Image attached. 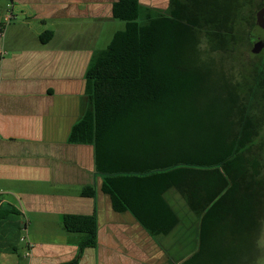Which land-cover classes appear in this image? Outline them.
<instances>
[{
	"label": "trees",
	"instance_id": "1",
	"mask_svg": "<svg viewBox=\"0 0 264 264\" xmlns=\"http://www.w3.org/2000/svg\"><path fill=\"white\" fill-rule=\"evenodd\" d=\"M254 1L168 0L167 8L158 10L139 0H112L109 15L124 26L94 54L85 73L83 108L67 141L93 146L94 170L103 176L101 191L113 210L129 211L152 236L167 235L179 223L164 194L174 189L185 199L198 219L199 246L182 264H252L260 253L264 73L255 71L252 84L235 81L214 56L224 58L235 49L240 21L251 45L253 13L264 8V0L249 15L242 12ZM5 27L0 9V33ZM52 35L45 31L39 40L46 43ZM178 74L185 75L186 84L183 90L180 85L172 111L216 117L194 123L181 138L184 152L170 154L167 164L138 168L137 156L119 145L117 136L131 115L161 113L166 106L149 108L139 100L145 88L138 95L136 85ZM130 160L132 167L122 166ZM94 195L91 187L81 192L82 197ZM62 224L67 232L83 235L81 247L94 245V214L65 215Z\"/></svg>",
	"mask_w": 264,
	"mask_h": 264
},
{
	"label": "crops",
	"instance_id": "2",
	"mask_svg": "<svg viewBox=\"0 0 264 264\" xmlns=\"http://www.w3.org/2000/svg\"><path fill=\"white\" fill-rule=\"evenodd\" d=\"M16 3L20 19L0 34V257L8 260L16 248L5 242L10 223L26 229L29 264H182L199 246L198 219L185 199L174 189L164 194L179 223L167 235L152 236L129 211L113 210L101 191L103 176L94 170L93 146L67 141L83 108L91 59L124 26L109 15L112 0ZM45 31L53 35L41 43ZM185 84L178 74L136 85L138 95L145 88L139 100L149 108L166 106L131 115L117 136L137 156L138 168L167 164L170 154L184 152L181 138L194 123L216 117L172 111ZM86 187L94 189L93 198L81 196ZM93 214L95 243L81 247L83 235L67 232L63 217Z\"/></svg>",
	"mask_w": 264,
	"mask_h": 264
},
{
	"label": "rangeland",
	"instance_id": "3",
	"mask_svg": "<svg viewBox=\"0 0 264 264\" xmlns=\"http://www.w3.org/2000/svg\"><path fill=\"white\" fill-rule=\"evenodd\" d=\"M139 1H140L141 6L151 7V8L158 9V10H165L168 6V0H139ZM258 1L259 0H255L253 3V6L246 5L244 7V10L242 12L243 17L249 15L250 10H253V8H255V5H257ZM16 2L17 0H12V1L11 0H0L1 15L3 13H4L3 14L4 16H6L7 13L9 16L12 15V18L8 21V23L13 21L14 19H20L21 17L17 11ZM12 8H13V11H12ZM258 11L260 10L258 9L256 12L253 13L254 14V26L250 30L251 31V35H250L251 41L257 40L259 38L258 37L259 34H256L255 30L258 29L259 32H261V34H264V9L261 10V12H258ZM3 15H2V19L4 18ZM8 23H6V25ZM116 23H117L116 25H119L122 22L116 21ZM237 29L241 35L240 36L241 40L239 41L237 46H235V49L228 55L226 54L224 58L223 57L219 58L220 56L219 54L218 56L214 54V56L216 59H219V60L221 59V64L223 67L222 69L225 71H228L227 73H229V75L235 81L242 82L244 79H246V81L252 84L255 71H261L260 64L264 62V55L260 54L262 49L258 53L253 54V56L251 55L252 52L250 51H252L251 49L252 47L251 45L248 44L247 40H245L243 36L245 33L244 31H247L246 30L247 26L244 22L240 21ZM257 42L258 40L253 44V47ZM246 93L248 94V91L245 92V94ZM256 99L257 100L260 99L259 94H257ZM258 141L264 144V126L260 130ZM262 152L264 155V145H263ZM13 220L18 221L19 223V222H22L24 219H22V217L13 216ZM6 233H7L8 239L5 242L6 243L12 242V245H15L16 248H15L14 253L8 257V260L4 259V257H0V264H29V262L25 260L26 258L25 248H24V243L21 240L22 237L27 235V232L23 231V228L20 230L18 226L16 225L14 226L9 223ZM0 236L5 237V235H2V234H0ZM258 242H259L260 253H259L258 258H256V260L252 264H264V220L262 223V233H261V236Z\"/></svg>",
	"mask_w": 264,
	"mask_h": 264
},
{
	"label": "water",
	"instance_id": "4",
	"mask_svg": "<svg viewBox=\"0 0 264 264\" xmlns=\"http://www.w3.org/2000/svg\"><path fill=\"white\" fill-rule=\"evenodd\" d=\"M264 8H262V9H260V11H258V12H261V10H263ZM255 33L256 34H259V38L257 39L258 40V42L254 45V47H252V51H250V52H252V56H253V54H256V53H258L262 48H264V34H261V32H259V30L257 29V30H255Z\"/></svg>",
	"mask_w": 264,
	"mask_h": 264
},
{
	"label": "built area",
	"instance_id": "5",
	"mask_svg": "<svg viewBox=\"0 0 264 264\" xmlns=\"http://www.w3.org/2000/svg\"><path fill=\"white\" fill-rule=\"evenodd\" d=\"M11 18H12V15L9 16L8 13H7L6 16H4L3 21H4L5 23H8V21H9ZM0 34H1V33H0ZM23 231H26V229L24 228ZM25 237H26V236L22 237L21 240H22V241H25ZM25 257H26V258L29 257V251H27V253L25 254Z\"/></svg>",
	"mask_w": 264,
	"mask_h": 264
},
{
	"label": "flooded vegetation",
	"instance_id": "6",
	"mask_svg": "<svg viewBox=\"0 0 264 264\" xmlns=\"http://www.w3.org/2000/svg\"><path fill=\"white\" fill-rule=\"evenodd\" d=\"M256 41H257V40L251 41V42H252V43H251V47H253V44H254ZM251 49H252V48H251ZM260 54L264 55V48H262ZM260 68H261V72L264 73V62H262V64H260ZM252 82H253V80H252Z\"/></svg>",
	"mask_w": 264,
	"mask_h": 264
}]
</instances>
